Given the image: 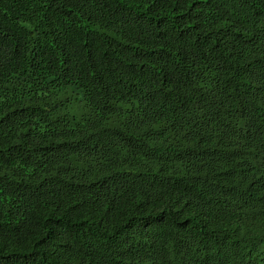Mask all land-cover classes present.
I'll return each mask as SVG.
<instances>
[{"label": "trees", "instance_id": "16d2710c", "mask_svg": "<svg viewBox=\"0 0 264 264\" xmlns=\"http://www.w3.org/2000/svg\"><path fill=\"white\" fill-rule=\"evenodd\" d=\"M0 264H264V0H0Z\"/></svg>", "mask_w": 264, "mask_h": 264}]
</instances>
